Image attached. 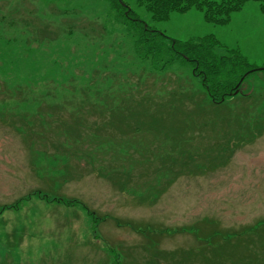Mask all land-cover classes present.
<instances>
[{
  "label": "rangeland",
  "instance_id": "1",
  "mask_svg": "<svg viewBox=\"0 0 264 264\" xmlns=\"http://www.w3.org/2000/svg\"><path fill=\"white\" fill-rule=\"evenodd\" d=\"M125 1L168 38L214 39L240 74L258 71L223 117L178 118L169 137L172 120L146 118L140 135L118 106L135 84L197 86L188 68L140 62L107 0H0V264H264L260 4L219 26Z\"/></svg>",
  "mask_w": 264,
  "mask_h": 264
},
{
  "label": "trees",
  "instance_id": "2",
  "mask_svg": "<svg viewBox=\"0 0 264 264\" xmlns=\"http://www.w3.org/2000/svg\"><path fill=\"white\" fill-rule=\"evenodd\" d=\"M107 1L117 14L118 22L124 26L128 35L133 39V54L140 62L151 63V70L165 74L176 67L188 68L191 71L190 80L197 85L165 86V90L157 93L155 91L141 92L135 84L136 90L130 91L133 95L125 100V105L118 106L117 109L123 114L128 110V114L134 118L133 121L137 122L131 124L137 126L133 133L137 131L140 135L141 133L145 135L147 131L154 128L153 125L147 123L159 122V119L164 118L166 124L173 121V128L166 126L167 129L164 131V134L169 137L176 131L174 121L178 118L183 117V121L191 117L207 120L213 117L221 118L224 116L222 111L226 109L225 104L231 101L234 103V100L241 102L243 97L235 94L241 87L237 88V86L243 78L253 74L254 71L239 73L238 62H236L239 58L238 51H232V57L219 56L214 52V49L220 46L219 43L209 38L198 42L179 43L141 21L125 0ZM132 1L144 7L151 14L152 19L157 22L169 20L174 13L184 14L197 10L204 14V20L207 23L221 26L229 23L231 16L241 11L250 2L259 3L264 13V0ZM142 109L145 114L141 112ZM100 111L103 115V106ZM116 123L119 127L128 124L125 119ZM128 126L130 128V123ZM194 126L195 129L198 128L197 125L194 124ZM189 129L188 125L186 127L182 125L177 131L186 135L191 131ZM183 138L185 142H189L185 136Z\"/></svg>",
  "mask_w": 264,
  "mask_h": 264
}]
</instances>
